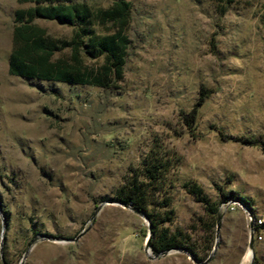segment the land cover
<instances>
[{"label":"rangeland","instance_id":"374dc122","mask_svg":"<svg viewBox=\"0 0 264 264\" xmlns=\"http://www.w3.org/2000/svg\"><path fill=\"white\" fill-rule=\"evenodd\" d=\"M126 1L125 75L104 89L11 76L15 15L32 4L0 0V264H264V228L248 256L250 216L264 220V0ZM155 139L179 157L166 227L190 235L196 258L155 254L149 223L109 203ZM190 184L218 205L219 232Z\"/></svg>","mask_w":264,"mask_h":264},{"label":"trees","instance_id":"16d2710c","mask_svg":"<svg viewBox=\"0 0 264 264\" xmlns=\"http://www.w3.org/2000/svg\"><path fill=\"white\" fill-rule=\"evenodd\" d=\"M32 6L15 15L13 50L9 74L23 79L54 81L72 85L113 88L124 79L130 39L128 28L132 4L117 0L108 8H94L85 0H18ZM221 6L232 0H218ZM37 20L56 21L74 28L69 41L48 36ZM68 50L67 56L64 52ZM90 62H93L91 64ZM208 97L202 91L198 102L186 118L188 126L197 121L199 109ZM179 162L177 153L164 148L156 139L142 157L138 167L131 168L124 184L116 191L115 201L144 214L151 226L150 247L155 254L183 250L197 257L190 235L183 229L172 231L173 183L167 180ZM188 190L207 209L212 219L218 218V205L211 204L197 184ZM225 196L223 200H227ZM261 228H264L262 226ZM257 260L255 263L257 264Z\"/></svg>","mask_w":264,"mask_h":264},{"label":"water","instance_id":"95a60500","mask_svg":"<svg viewBox=\"0 0 264 264\" xmlns=\"http://www.w3.org/2000/svg\"><path fill=\"white\" fill-rule=\"evenodd\" d=\"M109 203L110 204L121 205L124 208L129 209V210L133 211L134 213L138 214L139 216L143 217L149 223L150 236H149V239H148V242H147V248L150 247L149 243H150V239H151L152 233H151V226H150V222H149L148 218L144 214H142L141 212L137 211L136 209L132 208L129 205L121 204V203H118L116 201H111ZM220 224H221V215L218 214V218H217V232H219V230H220ZM254 244H255V237H254V231H253V223L251 222L250 223L249 250H251V252H252V260H254V257H255L254 256V252H253L254 251ZM179 251H183V250L179 249ZM166 253H168V252H166ZM166 253H164V254H166ZM1 259H2L3 264H8L6 259H5V257L3 255H2ZM194 261L197 262L195 259H194ZM208 262H209V260L204 262V263H201V264H207ZM252 264H253V261H252Z\"/></svg>","mask_w":264,"mask_h":264},{"label":"built area","instance_id":"2783aa9c","mask_svg":"<svg viewBox=\"0 0 264 264\" xmlns=\"http://www.w3.org/2000/svg\"><path fill=\"white\" fill-rule=\"evenodd\" d=\"M249 222L253 223V231H254L255 240L257 242L262 240V237H260V235L258 234V231L261 229L262 226H264V220L262 218L250 216Z\"/></svg>","mask_w":264,"mask_h":264},{"label":"bare ground","instance_id":"6f19581e","mask_svg":"<svg viewBox=\"0 0 264 264\" xmlns=\"http://www.w3.org/2000/svg\"><path fill=\"white\" fill-rule=\"evenodd\" d=\"M249 251H251V250H249ZM248 256L251 257L252 256V252H249Z\"/></svg>","mask_w":264,"mask_h":264}]
</instances>
